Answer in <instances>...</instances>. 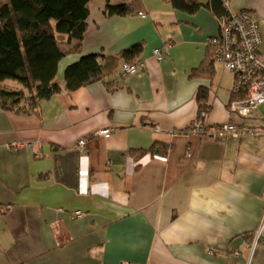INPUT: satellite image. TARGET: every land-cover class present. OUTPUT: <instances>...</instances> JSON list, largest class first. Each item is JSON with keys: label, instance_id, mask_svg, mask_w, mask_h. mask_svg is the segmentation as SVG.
Masks as SVG:
<instances>
[{"label": "crops", "instance_id": "0c3cea01", "mask_svg": "<svg viewBox=\"0 0 264 264\" xmlns=\"http://www.w3.org/2000/svg\"><path fill=\"white\" fill-rule=\"evenodd\" d=\"M131 1L90 0L79 51L61 40V90L33 112L0 108V264H264V136L182 133L200 90L207 123L264 124L262 105L229 112L234 76L210 59L219 25L208 0L194 12L138 0L130 15L105 14ZM229 4L253 13L264 55V0ZM137 44L133 58L122 55ZM86 54L103 77L65 90V68ZM124 61L137 70L123 74ZM105 127L109 137L97 134ZM154 143L166 153L135 156Z\"/></svg>", "mask_w": 264, "mask_h": 264}, {"label": "trees", "instance_id": "16d2710c", "mask_svg": "<svg viewBox=\"0 0 264 264\" xmlns=\"http://www.w3.org/2000/svg\"><path fill=\"white\" fill-rule=\"evenodd\" d=\"M90 0H0V108L11 111L33 112L40 100H47L61 90L56 74L59 61L66 51L61 40H75L72 51H79L87 29ZM175 7L194 12L197 0H170ZM216 18L227 14L224 0H208ZM140 10L138 0L120 5L107 4V16H127ZM141 51L134 45L122 52L133 58ZM212 59L211 53L209 54ZM103 77L97 54H86L69 64L63 74L64 89L72 91ZM17 81V88L3 84ZM199 92V111L207 110V92ZM234 94V93H233ZM232 97H238L233 95ZM166 145L154 143L148 150L135 153L163 155Z\"/></svg>", "mask_w": 264, "mask_h": 264}, {"label": "built area", "instance_id": "2783aa9c", "mask_svg": "<svg viewBox=\"0 0 264 264\" xmlns=\"http://www.w3.org/2000/svg\"><path fill=\"white\" fill-rule=\"evenodd\" d=\"M227 14L217 18L219 33L207 39L213 61L221 64L234 76L232 92L238 95L230 101L228 110L239 117L251 116L259 106L264 105V55L259 51L261 32L259 24L249 10H231L229 0H224ZM142 17L145 14L140 13ZM157 60L162 59L163 53L159 48L153 50ZM122 73H134L136 63L124 61L121 65ZM205 111L199 112L198 117L188 125L182 133L197 134L201 137L225 139L228 137H241L244 135L261 134L264 136V124L250 125L244 122L236 123L226 121L220 123H206ZM112 128L105 127L97 131L98 135L109 137ZM172 134H179L173 131ZM85 139L77 141L76 146L83 148ZM20 143L12 142L8 145L18 146ZM64 211V209H59ZM82 212L75 210L69 212L71 217L80 216ZM54 226L57 221H54ZM264 228L262 221L259 233ZM125 264V263H122Z\"/></svg>", "mask_w": 264, "mask_h": 264}, {"label": "rangeland", "instance_id": "374dc122", "mask_svg": "<svg viewBox=\"0 0 264 264\" xmlns=\"http://www.w3.org/2000/svg\"><path fill=\"white\" fill-rule=\"evenodd\" d=\"M244 9V8H243ZM243 9H240V10H243ZM244 10H247V9H244ZM235 11H238V10H235ZM219 25V24H218ZM216 36V35H215ZM212 37V36H211ZM233 75V74H232ZM3 84H5L6 86H8V87H12V88H17L18 87V85H17V81H15V80H6ZM235 98H237V97H233V98H231L230 99V101H232V100H234ZM229 101V102H230ZM229 104V103H228ZM227 107H228V105H227ZM260 110L262 111V112H264V105H262L261 107H260ZM202 110H200L199 112H201ZM203 111H205L206 112V110H203ZM198 115H199V113H198ZM198 117V116H197ZM196 120V119H195ZM226 122V121H225ZM207 123V122H206Z\"/></svg>", "mask_w": 264, "mask_h": 264}]
</instances>
